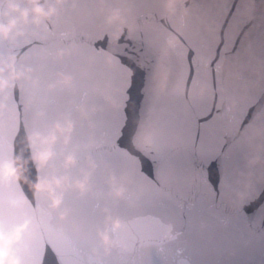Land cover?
I'll use <instances>...</instances> for the list:
<instances>
[{"label":"water","instance_id":"water-1","mask_svg":"<svg viewBox=\"0 0 264 264\" xmlns=\"http://www.w3.org/2000/svg\"><path fill=\"white\" fill-rule=\"evenodd\" d=\"M177 35L198 50L195 84ZM0 133L5 207L40 193L68 258L264 264V0H0ZM134 216L175 239H117ZM43 261L58 264L51 247Z\"/></svg>","mask_w":264,"mask_h":264},{"label":"snow or ice","instance_id":"snow-or-ice-1","mask_svg":"<svg viewBox=\"0 0 264 264\" xmlns=\"http://www.w3.org/2000/svg\"><path fill=\"white\" fill-rule=\"evenodd\" d=\"M177 43L170 42V46L176 51L183 64L187 65V76L184 80L185 85L189 82H198L200 77V66L195 63L198 50L188 45L186 39L177 35ZM234 43V41H233ZM216 49L207 59L208 76H212V65L219 63L214 58ZM193 53L195 56L193 57ZM122 67H126L121 62ZM194 66V67H193ZM194 73V74H193ZM203 117L197 119L199 125ZM13 131L18 134L19 122H15ZM118 148L119 145L117 144ZM8 143L2 133H0V159L3 158ZM14 151V149H12ZM23 192L19 184L10 185ZM29 218L30 228L20 223V216ZM112 231L111 229H109ZM117 239L131 238L133 242L139 239L141 246L151 243H160L164 240L175 239L172 234V226L166 225L163 220L156 216H134L125 219L120 225V231L114 233ZM45 237L47 240L45 242ZM25 245L31 247L33 255L25 260L23 264H44L43 255L47 247H51L58 257V264H83L78 259L68 258L69 254H75L74 240L67 234L64 228L53 225V215L41 204V194L37 193L35 205L25 199L22 206L17 209H8L3 202V190L0 189V264H11V261H20L24 254Z\"/></svg>","mask_w":264,"mask_h":264},{"label":"clouds","instance_id":"clouds-1","mask_svg":"<svg viewBox=\"0 0 264 264\" xmlns=\"http://www.w3.org/2000/svg\"><path fill=\"white\" fill-rule=\"evenodd\" d=\"M5 32H6V30H5ZM37 188H39V186L37 185L36 186ZM58 201H56V202H54V205H55V203H57ZM27 223V222H26ZM120 225H119V222L118 221H116V222H114V227L115 228H118ZM102 239H103V241H104V243L107 245V244H109L110 242H109V240H108V237L105 235L104 237H102ZM11 264H17V261H11Z\"/></svg>","mask_w":264,"mask_h":264}]
</instances>
